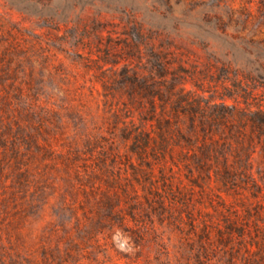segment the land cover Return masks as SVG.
Returning <instances> with one entry per match:
<instances>
[{"label":"rangeland","instance_id":"rangeland-1","mask_svg":"<svg viewBox=\"0 0 264 264\" xmlns=\"http://www.w3.org/2000/svg\"><path fill=\"white\" fill-rule=\"evenodd\" d=\"M263 108L264 0H0V264H264Z\"/></svg>","mask_w":264,"mask_h":264},{"label":"trees","instance_id":"trees-1","mask_svg":"<svg viewBox=\"0 0 264 264\" xmlns=\"http://www.w3.org/2000/svg\"><path fill=\"white\" fill-rule=\"evenodd\" d=\"M156 41V39H155ZM156 44V43H155ZM159 55V54H156ZM159 58H162V56H160ZM164 69V68H163ZM162 68L159 70V73L161 75H165L166 71H164ZM208 70H211L210 68H208ZM222 79L226 78L225 76H222V73H220ZM220 77V78H221ZM226 79H229L230 82L228 84V86H226V90H228V92L225 93L224 98H232L233 100H235V102L233 103V105H240L241 106V100L238 98L243 97V99L247 98V94L250 91V87L247 86V84L245 82H243L240 78L236 77V78H229L227 77ZM245 101V100H243ZM261 113V118L262 121L264 123V108L260 111ZM164 126V125H163Z\"/></svg>","mask_w":264,"mask_h":264}]
</instances>
